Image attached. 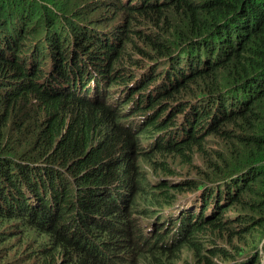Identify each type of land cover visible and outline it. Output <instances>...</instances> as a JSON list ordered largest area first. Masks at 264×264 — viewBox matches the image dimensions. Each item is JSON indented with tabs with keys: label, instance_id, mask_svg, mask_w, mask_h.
<instances>
[{
	"label": "trees",
	"instance_id": "1",
	"mask_svg": "<svg viewBox=\"0 0 264 264\" xmlns=\"http://www.w3.org/2000/svg\"><path fill=\"white\" fill-rule=\"evenodd\" d=\"M91 1L0 0L1 260L14 250L11 244L14 238L30 250L23 253L30 254L28 259L33 264H122L117 255L132 264V256H139L141 247L144 251L150 249L141 264H174L176 255L185 246H196L202 258L204 245L195 244L192 239L166 250L156 245L151 247V243L142 240L128 239V207L121 205L124 191L134 187V193L142 198L147 194L138 185V181L143 182L139 179L142 173L132 155L138 146L137 137L118 124L113 112L89 94L88 77L87 93L81 95L57 92L52 85L38 82L49 74V82L53 78L86 76L88 68L91 74L96 67L111 64L108 72L116 68L117 75L102 72L108 74L113 86L132 81L138 89L146 90L154 86L160 75L151 68L142 73L143 64H136L133 69L134 55L139 52L153 59V52L161 54L160 49L166 48L167 40L200 35L216 40V45L209 44L212 70H201L203 74L183 78L184 88L178 89L179 94L197 82L208 97L221 90V97L232 93L234 83L243 89L245 82L254 80L257 84L248 89L252 92V101L245 106L235 105L226 115L206 109L207 106L201 110L208 115H222V125L214 129H217L218 141L225 144L219 151L222 165L218 166L213 155H207L208 167L203 174L211 181L241 174L242 178L229 189L235 197L232 202L237 215L235 223L243 227L233 232L231 244L238 253L247 249L255 251L251 264H261L264 75H255L264 74V0H140L137 4L136 0H98L96 4ZM173 11L185 18L183 28L182 24L170 21ZM84 15L91 19L98 17L95 22L109 16L123 17L129 21L127 33L116 45L101 48L97 35H90L89 29L80 30L74 23ZM37 26L44 28L42 48L37 49L33 43L26 49L28 34H39L35 31ZM68 39L73 46L64 47L63 42ZM158 40L160 43H156ZM129 47L134 50L132 56L128 55ZM45 50H52V54ZM51 58L48 63L53 72L42 73L41 67L36 68ZM182 112L175 111L173 115L177 117ZM200 122V118L193 119L192 134L181 145L163 151L166 153L157 150L147 153V160L154 161L158 154H163L180 156L183 162H190L189 157L197 148L204 149L205 139L197 131ZM240 143L244 152L239 149ZM192 186L191 183L188 187ZM146 200L151 204L159 201L158 195L149 191ZM73 210L75 216L69 214ZM248 213L253 214V219L250 216L247 220ZM70 217L72 221L67 222ZM16 227L44 233L45 237L30 246ZM225 228L231 233L228 226ZM254 231L257 235L250 238ZM242 232L249 242L242 243L235 238ZM116 247L122 248L116 250ZM211 253L204 254L206 258L201 264H213L214 253Z\"/></svg>",
	"mask_w": 264,
	"mask_h": 264
},
{
	"label": "clouds",
	"instance_id": "2",
	"mask_svg": "<svg viewBox=\"0 0 264 264\" xmlns=\"http://www.w3.org/2000/svg\"><path fill=\"white\" fill-rule=\"evenodd\" d=\"M97 1L92 0L91 2L96 4ZM142 1L144 2V0ZM139 2L140 0H136V4ZM97 19L98 17L91 19L90 22L86 18L76 19V24L79 25L80 30L86 32L89 29L90 35H97L99 37V39L97 38L98 46L101 48H109V45H116L122 36L127 33L129 21L123 17L114 18L113 16H109L95 22ZM215 42L216 40H213L211 37L205 38L200 35L188 36L176 41L172 39L167 40L164 44L166 48L160 49L161 54L153 52V59L143 57L137 52L134 55L137 58L134 64L144 65L145 69L142 73L151 68L160 75V78L155 80L154 86L146 90L138 89L140 87L132 81H129L127 84H114L115 86H113L107 78L108 74L102 72L104 70L106 73L117 75L118 69L114 66L115 69L108 72V67H112L111 64H106L105 68L98 69L96 67V70L91 74V70L88 68L86 76H73L71 79L53 78V81L49 82L51 77V74H49L46 78L38 80V82L52 85V89L57 92L81 95L87 93L86 80L88 77L90 81L89 94L113 112L118 124L125 126V129L132 131L134 135H138L143 131L144 140H152L148 148L144 147L142 143L141 153H137L139 156L146 157L147 153L156 150L166 153L163 151L181 145L192 134V121L194 118L201 119L197 131L200 132L199 135L204 137L206 144L207 138L218 137V134L215 132L223 122L221 121V114L216 115L212 113L208 115L204 114L201 109L207 106L206 109H212L213 112L222 111L226 115L229 110L234 109L235 105L245 106L250 103L252 101L250 98L252 92L248 89L257 86L254 80L252 83L245 82L246 87L244 89L238 83H234L235 90L232 93L224 94L221 97V90L208 97L205 94V90H202L199 82H197L196 84H192L187 91L179 94L178 89L184 88V84L182 83L183 78H188L194 74H203L204 72L201 70H212L213 58L209 53V44L216 45ZM156 43H160L159 40ZM71 59L74 62L72 57ZM51 67H48L47 72L54 71ZM136 67L137 65L132 68L135 69ZM42 73H44V70ZM262 75L264 74L255 76L261 77ZM101 81H104L105 84L102 85ZM83 85L85 86L83 87ZM64 87L66 89H63ZM189 103H193L194 109L199 111L201 115L200 113H195L191 116L187 108ZM225 105H227L226 108L224 107ZM181 110L183 112L177 116L178 118L174 117V112ZM188 120H190L189 123ZM196 151L190 155L189 160H191V156L195 155ZM207 155H213L208 148L201 157L204 160L205 168L208 167L207 161H209ZM164 156L180 158L183 162L180 156L173 155L158 154L154 158V161H149L146 157L153 174L158 173L159 169H167L169 167L157 160V158ZM135 163L139 166L136 161ZM183 164L189 166L190 162H183ZM199 166L194 165L186 177L178 179L175 185H169L164 182L165 178L151 180L148 178V172L144 170L142 173L141 169L142 177H139V179H143V182L138 181V185L147 191L143 202L136 203L135 207H133L134 209L132 208L136 195L133 191L134 187H131L132 190L124 191L123 198L121 199L122 207H128V218L130 220V223L127 225L128 239L142 240L145 243H151V247L156 245L159 249L163 250L179 247L190 239L195 244L199 242L204 245L201 259L197 254L198 250L196 246L195 248L185 246L176 255L174 264H179L182 259V252L185 249L192 251L194 264H201L202 260L206 258L204 254L211 255V252L214 253L211 256L213 264H251L255 251L247 249L242 253H238L235 252V248L231 244L233 232L239 231L243 227L235 223L237 215L232 206L235 197L233 193L230 194L229 189L230 185L236 184L238 179L242 178L241 174L233 173L229 178L211 181L206 180L203 174L205 168H200L201 166ZM189 181L191 182L188 185L184 187L180 186ZM191 183L193 186L188 187ZM148 191L158 195L159 201L157 204H151L146 200ZM189 193L195 196L191 205L189 204L192 197L189 196ZM137 212L140 217L153 218L151 225L146 230L139 223ZM228 213H231V215L228 216ZM252 219L247 225L251 224ZM214 221L217 222L210 224V222ZM226 226L231 230V233L227 231ZM134 227L137 237L131 235V229H134ZM138 231L141 232L139 233ZM256 235L254 231L250 238ZM235 238L241 240L242 243L249 242L245 241L244 232L238 234V237ZM121 248L116 247V250H120ZM147 251L150 252V249ZM262 254L261 264H264V253ZM116 258L122 264H127L118 255Z\"/></svg>",
	"mask_w": 264,
	"mask_h": 264
},
{
	"label": "rangeland",
	"instance_id": "3",
	"mask_svg": "<svg viewBox=\"0 0 264 264\" xmlns=\"http://www.w3.org/2000/svg\"><path fill=\"white\" fill-rule=\"evenodd\" d=\"M173 13H174V11H173ZM82 18H86L87 21H89V22L91 21V19L88 18L86 15L82 16ZM169 19L172 22H177L178 24H182V28H183V26L185 24V18L180 13H174ZM76 21L77 20L75 19L74 22L76 23ZM35 31H39V34H28V36L26 38V41H25V45H24L26 49H30V46L33 45V43L36 44L37 49L42 48L41 47L42 39L45 41V39H44V28H42V26H37ZM50 38H51V36H50ZM138 42L140 43L141 47H145L144 49H146V46H145V44L143 43L142 40H139ZM63 44H64V47H66L67 44L68 45L70 44V45L73 46V42H72L71 39L66 40V43L63 42ZM59 46H63V45L60 44ZM129 50H130L131 53L128 54V55L132 56L133 53H134V50H133L132 47H129L127 49V51H129ZM46 51H48V50H45V52ZM48 52H49V55L52 54L51 53L52 50L48 51ZM76 52H77V50H76ZM52 58L47 60V61H45V62H43L41 64V66L38 64L36 68L41 67V69L44 70V73H46L47 69L49 67V63L48 62L52 61L53 60ZM43 61H44V58H43ZM131 61H132V63H131L132 67L136 66V64H134V62L136 63V61H137V58L135 56L133 57V59ZM120 74L123 75V72L120 71ZM72 95H74V94H72ZM187 108H188L191 116H193L195 113H200L199 111L194 109V104L193 103H189L187 105ZM200 115H201V113H200ZM139 118H141V117H139ZM189 121L190 120H188V123H189ZM142 132L140 134H138V135H135L137 137V139H136L137 143L136 144L138 146L136 148V153L133 152L132 155H133V159L139 164V166H138L139 169L140 170L142 169V173H143L144 170H146L148 172V178L151 179V180H157V179H160V178H165L164 182L168 183L169 185H175L178 179H184L186 177L187 173L190 171V169L194 165H200L202 168H205L204 160L201 157L207 151V148L213 154L214 158L216 159V161L218 163V166H221L222 163H223L222 156L219 154V151H221V149H223L225 144L221 143V140L218 141V137L214 136V137L207 138L206 144L204 143V149H202V148H200V149L197 148L196 149L197 151H196L195 155L193 157L191 156V158H190L191 160H190L189 166L186 165V164H183V162L180 160V158L164 156V157H161V158H157V160L159 162L165 163L169 167L167 169H159L158 173H154L153 174L151 166H150V163L146 160V157L139 156L137 154V153H141L140 149L142 147V143H143L144 147L148 148L150 146L151 142H152L151 139L144 140L145 138H143ZM239 149L242 152H244L242 143L239 144ZM232 156H233V154L231 152V157ZM133 159H131V161ZM197 179H199V178H197ZM75 193H76V191H75ZM189 196L192 197V200H191V202L189 204V205H191L193 199L195 198V196L190 194V193H189ZM134 199H135V203L132 205V208L135 207L136 203H142L143 202V198L140 196V194H136ZM74 201H75V196H74ZM73 208H75V206H73ZM197 209H199V208H197ZM72 213H73V216L76 215L75 210H73L69 214H72ZM230 215H231V213H228V216H230ZM250 216H253V214L248 213L247 217H246L247 220H250ZM72 219H73V217H70L69 220H67V222H71ZM137 219H138L139 223L141 224V226L145 230L147 229V227H149L151 225V222L153 220L152 217H140V216H138V212H137ZM75 223L76 222L72 223L71 227ZM16 229L21 231V234H22L23 237H26L25 242H30V244H29L30 246L35 244L39 240H41L42 237H45L44 233L32 232V231H29L28 228H25V227H16ZM133 230L134 231L132 232L131 235L137 237L135 235L136 234L135 227H134ZM18 234H19V232L17 234H15V236H18ZM5 237L6 238H10V237H8L6 235H5ZM12 237H14V236H12ZM0 238H1V236H0ZM15 239L16 238H14L13 241L11 242V244L14 247V250L10 253V255L7 258L4 259V261H2L1 258H0V262L2 264H33V261L28 259L30 254L28 256H26L25 253H23L25 251L29 252L30 250L27 249V247L25 245H23L22 242L15 241ZM0 242H3V241L0 240ZM140 249H141V251L139 252V256H132V258H131V263L132 264H141L142 257H148L146 255L149 254V251H144L143 247H141ZM182 253H183L182 259L179 262V264H194V256H193L192 251L185 249Z\"/></svg>",
	"mask_w": 264,
	"mask_h": 264
},
{
	"label": "bare ground",
	"instance_id": "4",
	"mask_svg": "<svg viewBox=\"0 0 264 264\" xmlns=\"http://www.w3.org/2000/svg\"><path fill=\"white\" fill-rule=\"evenodd\" d=\"M178 226V225H177Z\"/></svg>",
	"mask_w": 264,
	"mask_h": 264
}]
</instances>
